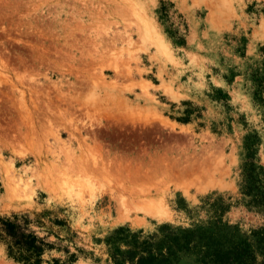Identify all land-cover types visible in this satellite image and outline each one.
<instances>
[{
  "label": "rangeland",
  "instance_id": "374dc122",
  "mask_svg": "<svg viewBox=\"0 0 264 264\" xmlns=\"http://www.w3.org/2000/svg\"><path fill=\"white\" fill-rule=\"evenodd\" d=\"M249 173L264 0H0V216L52 243L38 264H196L204 233L259 249ZM0 264L24 263L0 242Z\"/></svg>",
  "mask_w": 264,
  "mask_h": 264
},
{
  "label": "trees",
  "instance_id": "16d2710c",
  "mask_svg": "<svg viewBox=\"0 0 264 264\" xmlns=\"http://www.w3.org/2000/svg\"><path fill=\"white\" fill-rule=\"evenodd\" d=\"M244 194L247 197H252L249 205L264 212V185L257 186L250 173L249 183L245 187ZM30 225L31 221L27 215L0 216V242H5L8 245V251L13 255L15 261L24 264H38L41 263L45 251L52 249L53 245L33 231ZM252 235L257 238L259 249H255L247 240L235 234H200L201 238L209 240L214 246L195 252L198 256L196 264H264V227L253 231ZM196 236L197 234L192 232L184 234L185 238ZM215 241L218 243L224 241L230 245L223 246ZM172 256H176L173 251L159 254L149 251L138 257L135 264H178L171 258ZM55 264H59L58 261H55ZM63 264L68 263L64 262Z\"/></svg>",
  "mask_w": 264,
  "mask_h": 264
},
{
  "label": "bare ground",
  "instance_id": "6f19581e",
  "mask_svg": "<svg viewBox=\"0 0 264 264\" xmlns=\"http://www.w3.org/2000/svg\"><path fill=\"white\" fill-rule=\"evenodd\" d=\"M46 94H47V93H46ZM46 94H45V95H46ZM62 99H63V98H62ZM62 99H61V100H62ZM69 99H70V98H69ZM61 100H60V101H61Z\"/></svg>",
  "mask_w": 264,
  "mask_h": 264
}]
</instances>
